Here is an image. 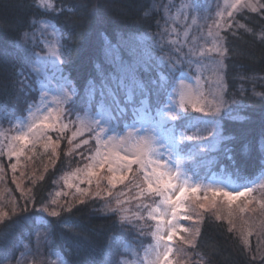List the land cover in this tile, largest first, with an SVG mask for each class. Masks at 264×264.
<instances>
[{"label":"rangeland","instance_id":"374dc122","mask_svg":"<svg viewBox=\"0 0 264 264\" xmlns=\"http://www.w3.org/2000/svg\"><path fill=\"white\" fill-rule=\"evenodd\" d=\"M54 1L37 0L42 9H51ZM235 3L236 0H195V4L193 0H168L165 27L158 36L161 43L155 44L160 52L159 59L155 54H152L155 59H134L132 67L114 59L117 63H113L112 77L115 76L116 82L110 77L108 85L99 89L95 96L99 98L96 104L93 103L95 98L89 99L87 95L88 100L80 101L79 110L71 118L65 115L67 110L63 97L70 89H75L76 93L77 89L69 76L63 73L67 57L62 52L60 31L48 21H37L34 29L17 45L36 77L37 99L27 101L23 115H16L14 119L0 117V201L7 198L8 193L12 195L11 184L21 190L20 187L34 177V170L37 172L38 168L49 165L55 159L54 151L63 139H67L70 152L76 151L77 162L58 178L45 207L49 212L57 211L65 203L69 205L74 198L96 195L106 212L117 213L128 236L122 238L126 240L113 251L106 264H187L188 257L182 255V249L193 244L196 221L200 218L198 213L221 208V204L234 209L233 214L244 235L262 229L264 173L246 182H239L221 172L208 173L220 147V111L216 112V108L221 106L225 89V54L221 56L216 51L207 50L220 48L224 51L222 37L216 33H220L232 17L228 12L234 15L238 10L239 6L236 9L231 7ZM131 48L134 51L139 49L136 45ZM202 51L205 53L203 56L200 55ZM145 61L154 62L158 79L164 77L160 79L161 93L166 89L165 102L161 107L150 103V92L145 90L142 82L133 83L134 71L141 69ZM170 61L176 62V70L169 69ZM121 79L123 89L119 87ZM109 89L115 93L119 105L108 95ZM129 89L131 102L127 100ZM121 108L126 109L123 114ZM173 116L177 119L174 120ZM16 137H25V141ZM146 137L157 141L154 147L163 153L160 171L170 173L172 183L176 185L165 195L175 200L182 187L188 189L178 202L180 207L176 219L172 218L173 205L167 204L164 196L149 191L148 183L144 182V172L138 164L133 163L131 169L124 173V181H117L114 187L107 183V177L111 175L107 164L97 169L99 181L93 177L91 184H81L73 177L74 173L83 177V172L78 173V170L93 164L92 158L98 151L105 155L117 145H120L116 148L119 155L127 154L128 159H135L133 145ZM161 139L163 144L159 143ZM11 147L17 151L23 149L19 157L9 156ZM12 164L17 165L15 171ZM70 177L72 188L65 186V180ZM77 187L86 189L87 193H78ZM152 187H157L154 179ZM194 188L199 189L195 194L191 191ZM214 190L228 191L233 195L247 190L248 195L229 203L222 195L213 197ZM53 200L56 204L52 203ZM13 201L11 197L0 202V212H5V204H14ZM145 204L149 207L145 208ZM173 226L175 235L169 240ZM165 252H169L167 262Z\"/></svg>","mask_w":264,"mask_h":264},{"label":"trees","instance_id":"16d2710c","mask_svg":"<svg viewBox=\"0 0 264 264\" xmlns=\"http://www.w3.org/2000/svg\"><path fill=\"white\" fill-rule=\"evenodd\" d=\"M167 3L168 0H55L51 9H42L37 0H0V117L14 119L23 115L27 101L37 99L36 77L17 47L37 21H48L59 29L62 52L67 57L63 73L76 87L79 105L88 100L91 88L95 87L98 94L101 87L108 85L114 59L129 66L134 59H155L152 54L159 59L155 44L161 43L158 36L165 27ZM220 33L225 51L226 103L220 106V147L208 173L221 172L246 182L264 173L260 154L254 151L251 158L245 159L235 151V166L226 156L228 149H235L240 141L255 145L264 135V12L239 7ZM134 45L137 51L131 48ZM154 67L153 61H145L141 69L133 70L132 80L134 84L142 82L150 92V103L161 107L166 89L161 93ZM97 102L98 97L93 103ZM239 116L249 119L242 123ZM67 142L61 141L54 151L55 159L37 172L34 170V177L21 190L10 185L12 181L7 176L13 193L0 202L12 197L15 203H4L7 208L0 212V264H106L126 240L122 239L128 236L126 227L118 214L106 212L96 195L74 198L68 203L71 211L66 210L69 205L65 203L57 210V217L42 211L58 178L77 162L76 151L70 152ZM22 206L26 211H20ZM230 208L221 204V208L198 213L193 244L182 249V255L188 257L187 264H264V226L244 235Z\"/></svg>","mask_w":264,"mask_h":264},{"label":"snow or ice","instance_id":"6c2138e0","mask_svg":"<svg viewBox=\"0 0 264 264\" xmlns=\"http://www.w3.org/2000/svg\"><path fill=\"white\" fill-rule=\"evenodd\" d=\"M193 4H195V0H193ZM237 6L244 8V9H248L252 12H257L258 10L264 12V3H260L259 0H236V3L233 4L231 7H233V9H236ZM228 16L229 17L233 16V12H228ZM228 27L231 28V25L229 24ZM239 27L243 28L244 25L240 24ZM216 35L219 36L220 33L217 32ZM207 51H210V52L216 51L221 56L224 55V51H222L220 48L208 49ZM204 54L205 53L203 51L200 53L201 56H203ZM169 69L172 71L176 70V62L175 61L169 62ZM112 79L114 82H116L115 76H113ZM160 79L163 80L164 77L161 76ZM119 87L121 89L124 88L123 79H121L119 81ZM88 95H89V99L95 98V96H96L95 87L91 88L88 91ZM108 95L112 96L113 99L119 105L118 98L116 97L115 93L111 89L108 90ZM256 95H261V94L256 93ZM100 96H101V98H103V96H104L103 91L100 92ZM78 100H79V96L76 93L75 89H70L68 92L64 93L63 103H64L65 109L67 110L65 112V115H68L69 118H71V116L76 115V111L79 110ZM127 100H128V102H131V100H132L131 89L128 90ZM261 102H264V96H262ZM225 103L226 102H225L224 98L221 97V105H225ZM120 111L123 114L126 111V109L121 108ZM219 111H220V107L218 106L216 108V112H219ZM173 119L175 120V119H177V117L173 116ZM238 119L240 122L243 123V122H246L249 119V117L248 116H239ZM52 127H55V125H52ZM64 127H66V125ZM89 131H91V129H89ZM15 139L20 140V141H25V137H16ZM229 139L235 140L234 137H230ZM48 143H50V141ZM48 143L45 144V147L48 146ZM69 143H71V141H69ZM85 143H87V141H85ZM156 143H157V141L152 137H146L143 140H138L133 145V148L135 150V159H128L127 154L119 155V153L116 151V148L120 147V145L114 146V148L112 150H110L105 155H102L98 151L96 154V157L92 158L94 160L93 164L88 165L83 170H78V173L83 172V177L81 178L76 173L73 174V177L79 179V182L81 184H83V183L91 184L93 177H95L99 181V179H101V178L99 176L97 169H102L104 167V165L107 164L108 165L107 170L111 174L107 177V183H108V185L114 187L115 183L117 181H120V182L124 181V179L126 178L124 173L131 169V165L133 163L138 164L140 167V170L142 172H144V182L148 183L149 191H155L156 195L164 196L165 202L167 204L173 205L172 218L176 219V212L180 207L178 202L184 196V193L186 191H188V189L182 187L180 189V196L177 197L175 200L172 198V196L165 195V192L168 189L175 188L176 185L172 183L173 177L171 176L170 173L165 172V171H160V169L163 167V164L161 163V161L163 160V153L161 151H159L156 147H154V145ZM159 143L163 144L164 140L161 139L159 141ZM22 151H23L22 148L19 151H17V149L15 147H11L9 149L8 154H9V156L16 155L17 157H19V155L21 154ZM235 151H238L240 156L245 158V159L251 158L254 151L258 152L260 154V165L264 166V135H261L260 139L256 142L255 145H253V143L250 141H240L236 145L235 149H233V148L228 149L229 154L226 156V159H228L234 166H235V154H234ZM209 163H211V161ZM11 168L13 171H15L17 168V165L12 164ZM149 168L151 169L150 171H148ZM117 173H119V175ZM165 177H167V179H165ZM70 179H72V177L65 180V186L68 188L73 187V185L69 182ZM153 179L155 180V182L157 184V187L155 189H153V187H152ZM33 183H35V181H33ZM161 185L163 187H161ZM97 187H99V184H97ZM76 191L78 193H85V194L87 193L86 189H80L79 187L76 188ZM191 191L193 192V194H195L196 192L199 191V189L194 188ZM57 195H60V193H57ZM97 195H99V193H97ZM217 195H222V196L226 197L228 202L231 203L233 201L240 199L241 197L248 195V191L246 190V191L237 192L235 195H233L231 192H228V191H222V190L212 191L213 197H215ZM205 198H207V197H205ZM80 202L83 203V201H80ZM27 203H28V201L26 200L25 204H27ZM52 203L56 204V201L53 200ZM144 207L147 208V207H149V205L145 204ZM43 210L49 212L48 207H45ZM66 210L71 211V205H69ZM15 211H16V209L13 208V212H15ZM20 211L21 212L26 211V208L22 206L20 208ZM49 213H50V215H52L54 217H57L60 215V213L55 211V210H53ZM124 219H127V218L125 217ZM175 231H176L175 226H173L172 233L168 237L169 240H171L172 236L175 235ZM161 239H162V237H161ZM244 243L245 244L248 243L246 238L244 240ZM168 256H169V252H165L164 259L166 262L168 260Z\"/></svg>","mask_w":264,"mask_h":264}]
</instances>
